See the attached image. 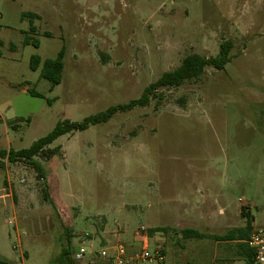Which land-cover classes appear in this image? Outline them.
I'll return each instance as SVG.
<instances>
[{
	"label": "rangeland",
	"instance_id": "rangeland-1",
	"mask_svg": "<svg viewBox=\"0 0 264 264\" xmlns=\"http://www.w3.org/2000/svg\"><path fill=\"white\" fill-rule=\"evenodd\" d=\"M24 13L37 16L35 32ZM228 40L223 70L206 67L144 107L58 137L47 146L54 156L34 158L43 178L0 160V260L58 264L90 239L134 244L143 227L157 230L148 250L160 247L164 264H218L221 246L182 231L222 235L246 219L241 207L264 225V0H0L5 151L127 104L184 57H215ZM62 48L51 88L30 57Z\"/></svg>",
	"mask_w": 264,
	"mask_h": 264
},
{
	"label": "trees",
	"instance_id": "trees-1",
	"mask_svg": "<svg viewBox=\"0 0 264 264\" xmlns=\"http://www.w3.org/2000/svg\"><path fill=\"white\" fill-rule=\"evenodd\" d=\"M22 18L29 19V31L35 32V27L33 25V19L37 16L32 13H24ZM32 43L34 47L38 46L36 40L30 39V37L24 38V44ZM232 48L231 41H224L219 46V52L217 56L206 58L197 54H191L183 58L181 64L171 70L162 73V75L153 83L149 84L142 91L139 98L129 101L127 104L117 105L108 107L106 110L101 111L95 115L85 118L81 122H70L69 120H63L58 122L52 131H50L44 137L35 141L29 148L14 151L10 149L9 151L0 150V160L7 159L10 162L13 161H24L28 163L32 169L37 173V177L43 178V168L40 163L34 160L35 157L40 159H48L55 155L57 148L47 149V146L51 145L58 137L73 133L77 131H84L89 125H96L100 123L107 122L116 112L118 111H128L134 107H144L148 104L150 98L156 96L155 92L159 89L178 87L186 81H193L200 78L206 67H212L216 70H223L225 65L230 62L231 55L230 50ZM63 59H64V48H62L57 56L53 59H45L41 62V59L33 55L30 57L29 68L32 71L40 69L39 77L45 79L49 82L51 88L57 86L62 77L63 72ZM26 92L33 97H40V94L34 90L27 89ZM244 207H241L240 213L246 218V224L244 227L233 228L227 231L221 236L208 235L204 233H199L192 229L183 230L184 237H197V238H212L216 241L218 240H244L248 239V234L252 231L251 221L248 214H245ZM157 230H150L149 235L151 236ZM246 246V245H245ZM73 254V253H72ZM70 252L62 251L60 254V259L58 264H75L73 261V255ZM253 257V251L248 250L246 257V263L250 264ZM0 264H9L6 261L0 260Z\"/></svg>",
	"mask_w": 264,
	"mask_h": 264
},
{
	"label": "built area",
	"instance_id": "built-area-1",
	"mask_svg": "<svg viewBox=\"0 0 264 264\" xmlns=\"http://www.w3.org/2000/svg\"><path fill=\"white\" fill-rule=\"evenodd\" d=\"M134 236V244H96L90 239L87 247L81 246L74 251L73 261L75 264H164L162 249L149 252V233L143 227L138 228ZM246 243L253 251L250 264H264V227L254 228ZM134 248L137 251H133Z\"/></svg>",
	"mask_w": 264,
	"mask_h": 264
},
{
	"label": "crops",
	"instance_id": "crops-1",
	"mask_svg": "<svg viewBox=\"0 0 264 264\" xmlns=\"http://www.w3.org/2000/svg\"><path fill=\"white\" fill-rule=\"evenodd\" d=\"M240 210H241V208H240ZM245 214H249V211L246 212ZM240 215H241V213H240ZM253 222H254V219L252 218V223H251L252 231L256 227H264V225H260V226L253 225ZM245 224H246V219L243 220V223L240 224L239 226L231 227L230 229L244 227ZM230 229H228L227 231H229ZM251 232L248 234V236H250ZM208 235H215V234H208ZM216 236H221V235H216ZM214 241L217 244V246H221L220 259H219L218 264H247L246 263V257L248 254V250L250 248L248 247L246 241H244V240H229V241H224V240L216 241V240H214ZM158 248H160V247H158ZM132 250L137 251L136 248H134Z\"/></svg>",
	"mask_w": 264,
	"mask_h": 264
}]
</instances>
